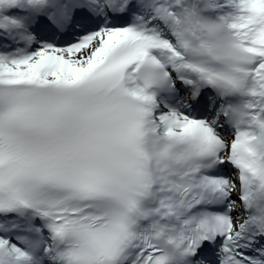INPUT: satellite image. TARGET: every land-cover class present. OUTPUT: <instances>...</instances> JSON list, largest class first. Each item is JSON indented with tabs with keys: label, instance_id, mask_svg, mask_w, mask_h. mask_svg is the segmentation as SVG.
Masks as SVG:
<instances>
[{
	"label": "snow or ice",
	"instance_id": "snow-or-ice-1",
	"mask_svg": "<svg viewBox=\"0 0 264 264\" xmlns=\"http://www.w3.org/2000/svg\"><path fill=\"white\" fill-rule=\"evenodd\" d=\"M0 264H264V0H0Z\"/></svg>",
	"mask_w": 264,
	"mask_h": 264
},
{
	"label": "bare ground",
	"instance_id": "bare-ground-1",
	"mask_svg": "<svg viewBox=\"0 0 264 264\" xmlns=\"http://www.w3.org/2000/svg\"><path fill=\"white\" fill-rule=\"evenodd\" d=\"M232 135V134H231ZM232 137V136H231ZM231 139V138H230Z\"/></svg>",
	"mask_w": 264,
	"mask_h": 264
}]
</instances>
